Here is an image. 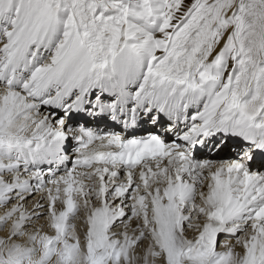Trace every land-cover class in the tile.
Here are the masks:
<instances>
[{"label": "snow or ice", "instance_id": "snow-or-ice-1", "mask_svg": "<svg viewBox=\"0 0 264 264\" xmlns=\"http://www.w3.org/2000/svg\"><path fill=\"white\" fill-rule=\"evenodd\" d=\"M0 264H264V0H0Z\"/></svg>", "mask_w": 264, "mask_h": 264}]
</instances>
